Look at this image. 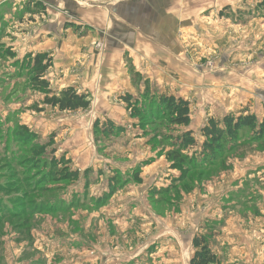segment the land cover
I'll return each mask as SVG.
<instances>
[{
    "label": "rangeland",
    "instance_id": "374dc122",
    "mask_svg": "<svg viewBox=\"0 0 264 264\" xmlns=\"http://www.w3.org/2000/svg\"><path fill=\"white\" fill-rule=\"evenodd\" d=\"M259 1L183 0L182 63L191 81L185 85L195 90L185 99L157 92L148 78L141 87L154 98L187 101L190 124L175 127L166 118L143 127L120 96L109 101L117 116L118 105L128 114L118 122L100 100L74 87L88 96L86 110L45 105V94L30 87L28 67H20L34 55L18 58L10 45L15 24L51 15L70 37L90 35L99 54L120 41L146 52L159 46L153 21L166 22L161 7H151L158 1L0 0V264H189L198 236L209 241L218 264H264V139L242 131L211 165L200 158V131L210 119L264 115ZM92 10L107 19L100 32L85 21ZM137 87L131 96L147 104ZM185 132L196 144L179 151L200 167L184 175L167 153Z\"/></svg>",
    "mask_w": 264,
    "mask_h": 264
},
{
    "label": "crops",
    "instance_id": "0c3cea01",
    "mask_svg": "<svg viewBox=\"0 0 264 264\" xmlns=\"http://www.w3.org/2000/svg\"><path fill=\"white\" fill-rule=\"evenodd\" d=\"M155 1L158 2H150L151 7L160 6L166 22L159 25L160 21H153L154 35L152 36L159 46H149L146 52L139 51L132 41L128 47L120 41L111 48L105 45L106 50L99 54L93 49L94 39L89 37L90 35L79 38L71 33L70 37L63 25H59L57 18L50 17L51 15L41 22L34 18L35 20L29 21V25L26 22L14 23V27L18 30L11 33L14 39L10 46L13 47L18 58L30 53L32 55L43 53L51 58V67L44 77L53 93L74 87L78 92L90 93L100 100L97 104H104L108 108L107 113L113 119L112 122L127 120L128 114L125 109L118 105L120 113L117 116L112 108L117 105L109 101L126 94L135 95L138 93L137 86L141 93L142 81L147 78L151 82L150 85H154L151 88L157 89L159 93L165 91L173 94L181 93L185 94V99H188V94L195 90L191 84L185 85L186 81H191L187 76V63H182L187 58L185 42L180 40L182 33L180 28H185V22L178 17V14L184 13L185 2L183 0ZM220 3L222 2L214 5L218 6ZM3 5L6 4L3 3ZM147 5L148 3L144 2L142 8ZM87 14L89 20L85 19V21L97 26L99 32L101 27L107 26L104 12L92 10ZM126 56L130 57L132 63L129 69V64L124 59Z\"/></svg>",
    "mask_w": 264,
    "mask_h": 264
},
{
    "label": "trees",
    "instance_id": "16d2710c",
    "mask_svg": "<svg viewBox=\"0 0 264 264\" xmlns=\"http://www.w3.org/2000/svg\"><path fill=\"white\" fill-rule=\"evenodd\" d=\"M259 2L258 6L263 8L264 0ZM7 55L12 56L10 53ZM50 62L51 60L49 57L43 53L36 54L33 57L27 55L24 62L25 64L20 67L22 69L28 67L30 87L34 91L44 93L46 97L43 103L51 108L70 112L86 110L89 106L88 96L85 94H77L73 87L63 89L58 92V94L53 93L49 89V83L44 79V75L51 67ZM142 94L144 100L150 99L147 104L143 101L144 104L142 106L138 105V101L134 100L129 94L121 96L120 99L127 105L128 110L131 112L130 116L138 117L143 127L148 124L147 121L149 120H156L159 122L166 118L171 126L187 127L190 124V106L187 101L164 94L158 98H154L149 95L152 94L149 90L142 92ZM148 106L151 108L147 111ZM156 107L158 108L157 111ZM246 113L247 111L240 113L237 117L232 114H227L222 117L221 121L209 120L208 125L203 127L200 131L201 136L205 139L200 147L201 161L205 162L207 165H211L225 149L229 146L231 149V147L234 146L238 138V133L242 131H247L252 139L256 141L264 139V115L261 119H258L255 114ZM191 134V132H185L179 135L175 139L177 146H172L173 152L167 153V158L169 162L172 163L171 166L174 169H184V175L187 174L189 170L187 167H191L193 169L192 171L197 170V166L200 167V165H197L195 158L183 156L179 151L181 148H186L188 146L193 147V145L196 144ZM77 174L78 173L75 172L66 175V177L74 178ZM46 178H48V176H46L45 179ZM137 178L138 172L135 174V180ZM113 190L114 188L111 189V191ZM19 212L21 213L22 211ZM193 246L196 252L189 264H218L217 257L215 254L211 253L209 241L206 240L205 237H196L193 241Z\"/></svg>",
    "mask_w": 264,
    "mask_h": 264
}]
</instances>
